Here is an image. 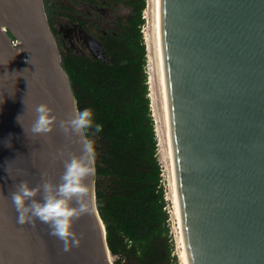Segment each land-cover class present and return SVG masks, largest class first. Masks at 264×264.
<instances>
[{"label": "water", "instance_id": "1", "mask_svg": "<svg viewBox=\"0 0 264 264\" xmlns=\"http://www.w3.org/2000/svg\"><path fill=\"white\" fill-rule=\"evenodd\" d=\"M160 30L188 264H264V0H160ZM42 103L58 119L78 109L45 1L0 0V264H114L96 176L94 211L73 225L79 247L63 251L38 220L17 223L15 184L58 183L80 149L58 128L31 133Z\"/></svg>", "mask_w": 264, "mask_h": 264}, {"label": "trees", "instance_id": "2", "mask_svg": "<svg viewBox=\"0 0 264 264\" xmlns=\"http://www.w3.org/2000/svg\"><path fill=\"white\" fill-rule=\"evenodd\" d=\"M147 0H63L46 6L96 37L106 59L84 45L61 48L79 110L90 108L96 202L114 264H178L151 109L143 34Z\"/></svg>", "mask_w": 264, "mask_h": 264}, {"label": "clouds", "instance_id": "3", "mask_svg": "<svg viewBox=\"0 0 264 264\" xmlns=\"http://www.w3.org/2000/svg\"><path fill=\"white\" fill-rule=\"evenodd\" d=\"M34 111L35 119L30 129L34 136H47L58 128L65 135L78 137L80 149L63 159V172L58 183L42 173L41 182L36 186H30L27 180L15 184L10 197L18 214V224L34 226L38 220L47 225L49 235L61 241L63 251L68 252L79 247L82 239V235L78 236L73 230L74 222L94 211L92 178L97 171L96 153L88 130L94 128L99 133L102 126L94 124V113L90 108L74 109L66 119H58L47 104L37 105ZM61 156H64L63 152Z\"/></svg>", "mask_w": 264, "mask_h": 264}, {"label": "rangeland", "instance_id": "4", "mask_svg": "<svg viewBox=\"0 0 264 264\" xmlns=\"http://www.w3.org/2000/svg\"><path fill=\"white\" fill-rule=\"evenodd\" d=\"M53 3H60L63 0H52ZM47 6V5H46ZM154 0H147V8L144 12L145 26L143 27V34L147 48V66L148 82L150 89V101L152 114L155 121V129L158 137L159 146V160L163 167V179L166 189V199L168 201V209L170 212L171 235L174 243V254L178 259V264H186L184 246L182 242L181 230L177 216V208L175 202V192L173 187V180L171 176L170 164L168 160V139L167 127L165 120V110L162 89L160 84L159 64L156 50V29H155V15H156ZM64 19H58L57 23L64 25ZM114 261V258H113Z\"/></svg>", "mask_w": 264, "mask_h": 264}, {"label": "bare ground", "instance_id": "5", "mask_svg": "<svg viewBox=\"0 0 264 264\" xmlns=\"http://www.w3.org/2000/svg\"><path fill=\"white\" fill-rule=\"evenodd\" d=\"M156 15H155V29H156V50H157V57H158V64H159V73H160V84L162 89L163 95V102H164V110H165V120H166V127H167V139H168V160L170 164L171 176L173 180V187L175 192V202L177 208V216L179 220L182 242H183V234L181 229V215H180V208H179V201L177 195V187H176V175H175V166H174V159H173V148H172V140H171V129H170V121H169V108H168V100H167V90H166V83H165V71H164V62H163V55H162V47H161V30H160V0H154ZM184 246V242L182 243ZM185 261H187V255L185 252Z\"/></svg>", "mask_w": 264, "mask_h": 264}, {"label": "flooded vegetation", "instance_id": "6", "mask_svg": "<svg viewBox=\"0 0 264 264\" xmlns=\"http://www.w3.org/2000/svg\"><path fill=\"white\" fill-rule=\"evenodd\" d=\"M44 1L47 7L53 4L52 0H44ZM61 18L64 19L63 20L64 25L63 24L58 25L56 20L53 21V28L55 30L57 29L55 31V36L57 38L60 49L68 48V47L72 49H76L79 45H84L86 47L85 41L83 39L84 36L80 29L81 25L78 24V22L71 21L68 17H59L58 19Z\"/></svg>", "mask_w": 264, "mask_h": 264}]
</instances>
